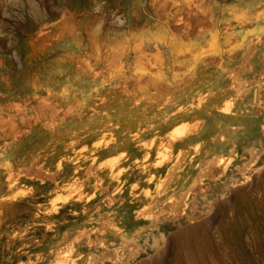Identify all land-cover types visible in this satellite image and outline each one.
<instances>
[{
  "label": "rangeland",
  "instance_id": "obj_1",
  "mask_svg": "<svg viewBox=\"0 0 264 264\" xmlns=\"http://www.w3.org/2000/svg\"><path fill=\"white\" fill-rule=\"evenodd\" d=\"M81 1L0 0V264L228 261L225 221L264 202L261 114L243 104L264 102V0H172V20L154 0Z\"/></svg>",
  "mask_w": 264,
  "mask_h": 264
},
{
  "label": "bare ground",
  "instance_id": "obj_2",
  "mask_svg": "<svg viewBox=\"0 0 264 264\" xmlns=\"http://www.w3.org/2000/svg\"><path fill=\"white\" fill-rule=\"evenodd\" d=\"M187 1V0H186ZM191 1V0H189ZM193 1V0H192ZM191 1V3H192ZM87 0H83L81 2H79L81 4V8H89L90 5H87ZM153 2V1H152ZM184 2V0H183ZM89 3V2H88ZM175 1L172 2V0H154V8H153V17L156 16L158 17V19H167L169 18V20L171 18L177 19L179 17V15L181 14V8L182 5L180 6H175ZM170 9V7H172ZM195 7V6H194ZM86 10V9H85ZM190 10V9H189ZM188 10V11H189ZM189 13V12H188ZM191 14V13H190ZM172 20V19H171ZM198 20V19H197ZM196 20V21H197ZM198 22V21H197ZM175 23V22H174ZM201 24V23H199ZM235 26V25H234ZM239 26V25H236ZM228 30H230L228 28ZM179 34V33H178ZM176 37V36H175ZM258 37L256 38L257 41ZM75 42V41H74ZM172 42V41H171ZM233 42V41H232ZM261 42V41H259ZM255 43V42H254ZM76 45V43H74ZM149 45V44H148ZM77 46V45H76ZM75 46V47H76ZM228 48V47H227ZM236 48V47H235ZM230 49V48H229ZM237 49V48H236ZM253 49V48H252ZM142 50V49H140ZM249 50V49H248ZM178 51V50H177ZM202 51V50H201ZM230 51V50H229ZM139 52V51H138ZM143 52V51H142ZM195 52V51H194ZM232 52V51H231ZM193 53V52H192ZM250 53V52H249ZM194 54V53H193ZM253 54V51H252ZM204 56V55H203ZM234 56V55H232ZM187 57V56H186ZM185 57V58H186ZM263 57V56H262ZM204 58V57H203ZM201 60V58L199 59ZM210 60V59H209ZM204 62V61H203ZM247 65V64H245ZM235 70V69H234ZM264 72V71H263ZM191 74V72H190ZM263 75V74H262ZM187 76V75H186ZM261 78V77H260ZM235 82V81H234ZM240 82V81H239ZM182 83V82H181ZM237 84V83H236ZM242 84V83H241ZM235 85V84H234ZM239 85V84H238ZM237 86V85H236ZM243 86V84H242ZM232 87V86H231ZM234 88V86L232 87ZM237 88L240 89V87H236L234 88L235 91H237ZM262 89V88H261ZM213 91L210 93L211 97H218L220 96L223 92H221V90L216 88L212 89ZM246 90V89H245ZM242 91V90H241ZM244 91V90H243ZM248 92V90H246ZM238 92V91H237ZM236 92V94H238ZM264 92V91H263ZM241 92L239 95H241V97L243 96ZM238 95V96H239ZM250 97H248L247 101H245V99H243V104L244 106H249L251 107L252 104H254V108H256L258 110V112L261 114L260 116V123H259V137L256 139L259 142H264V102L261 100V97H259V92L257 90H252L250 92ZM237 97V95H236ZM235 97V98H236ZM238 99V98H237ZM205 101H207V99H204ZM230 100V99H229ZM198 101V100H197ZM195 103V102H194ZM199 103V102H198ZM228 103V102H227ZM197 104V103H195ZM200 104V103H199ZM189 106V105H188ZM224 106H227V104H225ZM191 107V106H190ZM233 108V106H232ZM247 108V107H246ZM228 109V108H227ZM229 109H231V106L229 107ZM228 109V110H229ZM179 110L180 107H179ZM227 110V111H228ZM221 111V110H220ZM230 111V110H229ZM173 114V113H172ZM171 116V115H170ZM193 116V115H192ZM232 119H234V116L232 114V112H227V116H225V118L219 119L217 120L218 123L216 124L218 130H219V135L221 136H226V133L231 131V126H234V124H227L229 121H231ZM195 123V119L194 117L191 118V124ZM186 125V123H184V125H180L181 127H176L170 134V139H173L174 137L177 136H182L184 135V126ZM237 126V124H236ZM222 138V137H221ZM206 144L205 139H203L202 137H191V138H187L184 142V147H187L188 149H190L191 147H195V146H204ZM246 145V144H245ZM244 145V146H245ZM219 146V148L222 147V143H219L217 145V147ZM217 147L210 150V152L205 154V157L202 159L203 163L202 165H199V169L201 171H211L212 169H214L213 167L215 166H219V163L217 162V160L215 159V161L211 160L213 155V151L217 150ZM246 147V146H245ZM248 147V146H247ZM196 148V147H195ZM251 148H253V144L251 146ZM194 149V148H193ZM164 150V149H163ZM166 151V150H164ZM164 151H160L161 155L159 156V159L162 160L164 155L163 152ZM180 151V150H179ZM181 152V151H180ZM252 154V153H251ZM261 154L264 157V148L261 150ZM178 155V154H177ZM143 157L146 159L147 157V153H145L143 155ZM144 158L142 160H144ZM215 158V157H214ZM190 159V158H189ZM254 160V159H253ZM206 161H208V163L206 164ZM212 161V162H211ZM211 162V163H210ZM204 164L206 166H204ZM234 168L230 169V170H223V172H225V174L229 177V178H233L235 177V173H240L239 168L237 166H233ZM248 168V167H246ZM198 170H196V172H198ZM222 173V172H221ZM187 175H190V172L187 173ZM165 181V180H163ZM166 184V183H165ZM159 185V184H158ZM185 183L182 180L180 183L177 182V184H175L174 187V192H177L178 190H181L185 187ZM158 188V187H157ZM146 189V188H145ZM144 189V190H145ZM147 191V190H146ZM158 192V191H157ZM156 192V193H157ZM147 193V192H146ZM174 195V194H173ZM180 195V194H179ZM148 196V195H147ZM176 196V195H175ZM59 197V196H58ZM181 197V195L179 196ZM177 197V198H179ZM61 198V199H60ZM60 200H62L63 198L60 196ZM162 198V197H161ZM174 198V197H173ZM160 199V198H159ZM165 199V198H163ZM58 200V199H57ZM150 201L152 204H156L155 201H158L157 206H161L163 205V207L165 209H172L175 208L179 205V203H176L173 199L170 201L168 198L166 199V201H159V200H154V198H150ZM55 202V201H53ZM51 202V204L53 203ZM57 202V201H56ZM62 202V201H61ZM179 202V201H178ZM59 203V202H58ZM57 207H60L57 206ZM56 206H54V208H57ZM146 207V206H145ZM52 208V209H54ZM160 208V207H159ZM143 210V207L140 209ZM57 211V210H56ZM139 212V211H138ZM153 212V211H152ZM243 212V211H242ZM137 214V213H136ZM241 214V213H240ZM153 215V214H152ZM145 216H147L145 214ZM150 216V215H149ZM141 217V216H140ZM146 218V217H145ZM150 218V217H149ZM136 220H134L131 223V226L134 228H138L141 225L139 224V216L135 217ZM148 219V218H147ZM116 232L118 233L119 230L115 229ZM223 231V237H224V241L226 244L227 249L230 252V257L229 259H227L228 261H225L221 258H217L213 261L214 264H264V202L261 205H255V204H249L244 208V213L242 214L241 218H239L236 221H225L224 226L222 228ZM252 233L255 237V241H254V254L251 252H247L246 251V242H245V237L247 233ZM121 234V232H120ZM64 257V256H63ZM58 259V258H57ZM65 259V258H64ZM56 261V260H55ZM58 261V260H57ZM59 262V261H58ZM212 263V264H213ZM61 264V263H60Z\"/></svg>",
  "mask_w": 264,
  "mask_h": 264
}]
</instances>
